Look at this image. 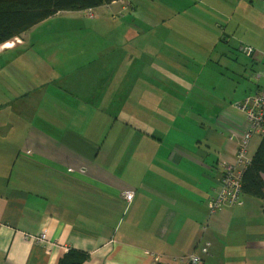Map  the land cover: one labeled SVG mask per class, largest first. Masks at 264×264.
Instances as JSON below:
<instances>
[{
    "label": "crops",
    "instance_id": "0c3cea01",
    "mask_svg": "<svg viewBox=\"0 0 264 264\" xmlns=\"http://www.w3.org/2000/svg\"><path fill=\"white\" fill-rule=\"evenodd\" d=\"M152 1L174 18L180 6L201 0ZM255 1L262 3L243 0L247 14L264 11ZM146 25H128L121 45L98 57L109 54L90 84L93 108L83 107L82 76L59 74L62 84L51 83L57 70L43 73L51 60L40 61L29 40L0 60V264H59L69 249L88 256L81 264H157L149 252L198 253L204 264H264V198L242 195L241 205L209 208L224 166L236 164L247 119L226 103L196 114V104L187 102L190 65L178 44L148 36L151 64L132 45ZM135 59L137 71H127ZM234 63L239 71L228 70L222 92L241 91L239 101L264 89L261 62L236 57ZM80 104L84 116L76 121ZM258 145L251 142V157ZM128 189L135 191L131 201L124 198Z\"/></svg>",
    "mask_w": 264,
    "mask_h": 264
},
{
    "label": "rangeland",
    "instance_id": "374dc122",
    "mask_svg": "<svg viewBox=\"0 0 264 264\" xmlns=\"http://www.w3.org/2000/svg\"><path fill=\"white\" fill-rule=\"evenodd\" d=\"M199 3H201L200 6H198ZM257 4L262 3L258 1ZM247 5L248 3L243 0H201L195 7L190 4L182 9L180 6L177 17L173 18L174 15H171L164 3L152 0H118L110 4L109 8L98 7L91 13L89 10L61 11L32 27L18 38L24 43L29 40L27 47L30 46L31 52H35L40 61L47 58L51 60L50 63H53L52 60L55 59L58 61L53 63L58 72V78L55 79L57 85L62 84L63 81L59 74L65 75L76 71V75L82 76L78 85L82 83L85 87L83 107L88 109L94 107L88 104L92 89L90 84L94 80L96 70L103 68L104 60L109 57V54L103 59L98 57L103 51L107 53L112 47L121 45V38L126 35L128 25L130 27L132 24H147L142 30V38L132 45L143 48L144 59L151 64L156 57L152 56L153 43H150L148 36L156 34L162 42L170 37L172 43H177L180 47L176 50L183 52V57L187 58L186 64L190 65L184 71L186 81L189 83L190 80L192 85L190 88L192 93L187 102L196 104V114L201 113L206 105H209L210 112H215L216 108L220 107L218 104L226 103L227 106L232 107L238 102L235 100L242 94L241 91L236 92L230 88L224 92L221 90V86L225 88L230 84L228 77H231V73H228V70L239 71L234 63L236 57L249 60L251 63L261 62L264 68V11L258 8L247 14L245 11ZM144 16L148 17L147 20H144ZM167 22L170 24H166ZM161 24L167 26H161ZM149 26L151 28H148ZM221 37L227 38L229 42L225 43ZM218 39L222 41L219 42ZM247 45H252L256 50L254 49L250 54L246 53L244 49ZM17 51L5 50L0 60L17 55ZM257 52L259 56L251 57ZM218 54H223L221 64L216 66L217 69H212ZM59 56L63 62H59ZM135 57L137 58V55ZM138 62L130 61L125 69L129 71L134 68L136 72ZM142 65V62L139 63L138 68ZM23 75L24 73L20 72L17 76ZM4 83L3 81V86ZM261 85L264 84L261 83ZM202 88L206 90L203 94ZM96 92L95 96L99 97V89ZM83 107L80 104L74 116L76 121L84 116ZM3 113L6 114V112ZM115 131V129L111 130L110 134L114 135ZM262 139L263 136L254 135L251 142L253 144L259 140L260 144ZM250 148L249 145V151H251ZM43 233L45 232L37 236L38 243H41ZM43 240H47L46 237ZM148 254L149 261L153 262V252ZM154 263L160 264V262Z\"/></svg>",
    "mask_w": 264,
    "mask_h": 264
},
{
    "label": "trees",
    "instance_id": "16d2710c",
    "mask_svg": "<svg viewBox=\"0 0 264 264\" xmlns=\"http://www.w3.org/2000/svg\"><path fill=\"white\" fill-rule=\"evenodd\" d=\"M116 1L118 0H0V45L25 34L61 11H94ZM221 39L227 41V38ZM250 158L242 175V195L264 198V136ZM87 257L70 249L59 264H81Z\"/></svg>",
    "mask_w": 264,
    "mask_h": 264
},
{
    "label": "built area",
    "instance_id": "2783aa9c",
    "mask_svg": "<svg viewBox=\"0 0 264 264\" xmlns=\"http://www.w3.org/2000/svg\"><path fill=\"white\" fill-rule=\"evenodd\" d=\"M91 12L92 10H90ZM254 49L253 46L248 45L244 51L250 54ZM234 105L238 111L245 115L248 128L242 135V140L236 154V164L224 163L226 165L224 166L222 183L216 188L214 196L209 200L211 213L222 212L243 203L241 181L244 169L251 161V158L248 156L249 144L255 134L264 135V89L258 93L246 96ZM124 196L127 200H132L135 196V191L131 189L125 190ZM45 237L46 233H43V238ZM43 238L42 244L46 242ZM203 252L209 253V245L203 248ZM152 261L168 262L171 264L204 263L202 255L198 253L164 258L161 254L153 252Z\"/></svg>",
    "mask_w": 264,
    "mask_h": 264
},
{
    "label": "bare ground",
    "instance_id": "6f19581e",
    "mask_svg": "<svg viewBox=\"0 0 264 264\" xmlns=\"http://www.w3.org/2000/svg\"><path fill=\"white\" fill-rule=\"evenodd\" d=\"M23 43H24V41H22V39L15 37V38L5 42L4 44L0 45V53L4 52L5 50H8V49L16 48V47L22 45ZM249 46H251V45H249ZM58 58L60 59V56Z\"/></svg>",
    "mask_w": 264,
    "mask_h": 264
},
{
    "label": "flooded vegetation",
    "instance_id": "af4514ba",
    "mask_svg": "<svg viewBox=\"0 0 264 264\" xmlns=\"http://www.w3.org/2000/svg\"><path fill=\"white\" fill-rule=\"evenodd\" d=\"M253 1V0H252ZM35 53V52H34ZM36 54V53H35ZM52 59H54V58H52ZM137 59V58H136ZM135 59V61L134 62H132V63H135L137 60ZM53 61V63H57L58 61L55 59V60H52ZM53 63H51V65H47L46 66V68L43 70V73L45 74L46 72L45 71H49V70H51V72H54V71H56V70H53L54 68H56L55 67V64H53ZM57 81V80H56ZM55 81V79L54 78H52L51 79V83H53V82H56Z\"/></svg>",
    "mask_w": 264,
    "mask_h": 264
},
{
    "label": "clouds",
    "instance_id": "9594fccd",
    "mask_svg": "<svg viewBox=\"0 0 264 264\" xmlns=\"http://www.w3.org/2000/svg\"><path fill=\"white\" fill-rule=\"evenodd\" d=\"M262 1V3H263V0H261ZM264 4V3H263ZM248 46V45H247ZM262 136H264V135H262ZM254 137V136H253ZM250 145V144H249ZM248 156H249V148H248Z\"/></svg>",
    "mask_w": 264,
    "mask_h": 264
}]
</instances>
